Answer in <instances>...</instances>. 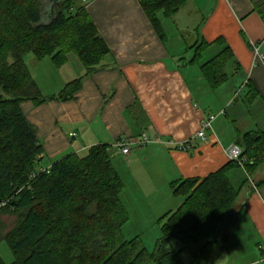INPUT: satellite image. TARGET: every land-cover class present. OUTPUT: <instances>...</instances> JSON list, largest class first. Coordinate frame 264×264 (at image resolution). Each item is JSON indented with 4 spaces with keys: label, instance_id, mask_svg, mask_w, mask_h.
<instances>
[{
    "label": "crops",
    "instance_id": "0c3cea01",
    "mask_svg": "<svg viewBox=\"0 0 264 264\" xmlns=\"http://www.w3.org/2000/svg\"><path fill=\"white\" fill-rule=\"evenodd\" d=\"M261 1L190 0L184 8L198 21L193 23L197 27L191 33L196 35L189 46L184 32L190 30L185 25L180 32L176 25L184 8L172 24L160 15L167 35L162 41L137 0H84L110 53L87 76L80 60L68 57L65 65H72L71 74L80 77L71 81L67 77L59 93L68 83L83 79L74 100H55L40 107L30 102L22 105L44 148L40 167L49 168L69 155H86L94 146H114L146 133L151 140L148 146H134L129 156L115 148L112 153L130 165L139 160L143 164L136 165L132 185H125L121 194L130 216L125 237L136 228V237L143 239L161 216L182 204L170 188L172 183L204 179L217 172L229 164L226 150L236 144L239 133L264 131V61L256 57L252 46L256 44L264 54V15L255 10ZM174 23L176 28H172ZM220 38L234 58L228 64L230 71L226 68L228 82L212 91L200 68L223 48L210 47L198 65L189 61L198 42L212 44ZM64 66L60 71H68ZM210 115L216 119L207 140L195 139L189 152L177 150L175 145L192 140ZM46 159L50 164L44 166ZM257 170L251 183L241 168L228 173L241 192L239 212L228 227V247L213 250L208 263L264 264V169Z\"/></svg>",
    "mask_w": 264,
    "mask_h": 264
},
{
    "label": "trees",
    "instance_id": "16d2710c",
    "mask_svg": "<svg viewBox=\"0 0 264 264\" xmlns=\"http://www.w3.org/2000/svg\"><path fill=\"white\" fill-rule=\"evenodd\" d=\"M137 1L165 41L160 15L173 19L190 0ZM255 10L264 15V0ZM213 45L223 49L200 70L216 91L228 82L226 68L234 58L226 41L201 40L189 64L198 65ZM109 53L83 0H0V205L6 204L0 214L18 215L16 226L0 240L12 250V264H184L180 252L171 249L173 240L183 249L199 247L197 257L203 259L211 257L214 245L221 251L230 241L228 227L238 216L241 194L228 178L239 168L233 162L204 179L170 185L183 201L158 220L161 237L154 251L141 237H125L130 216L121 201L125 185L112 162L114 146H94L84 156L54 163L49 173L38 172L44 148L22 104L72 101L83 79L68 83L57 96L44 97L26 57L50 58L61 68L73 54L87 76ZM236 145L249 160V175L264 166V131L239 133ZM0 264L6 263L0 259Z\"/></svg>",
    "mask_w": 264,
    "mask_h": 264
},
{
    "label": "rangeland",
    "instance_id": "374dc122",
    "mask_svg": "<svg viewBox=\"0 0 264 264\" xmlns=\"http://www.w3.org/2000/svg\"><path fill=\"white\" fill-rule=\"evenodd\" d=\"M83 4H84V0H83ZM195 20L198 21V18L196 17L195 14L193 13L190 14L188 7L184 8L181 16H178L176 19V25L180 32H181V28L185 25L188 27V30H190V31L187 30L188 32L185 31L186 33L184 32L185 40L188 41L189 46L191 45L190 41L194 38V35H196V33H193V34L191 33L195 30V27H197L196 25L193 24L195 23ZM168 22L172 24L174 21L172 19H169ZM172 28H176L175 23L173 24ZM170 32H172V30ZM207 54L205 55V58ZM69 56L72 58L75 57V55L73 54ZM25 60H26V64L28 68L30 69L35 81L37 82V84H39L38 86L40 87L42 94L45 97L50 96L52 94L53 95L58 94L60 91L59 90L60 86L62 87L63 83H66L67 81H69V80L67 81L65 80L67 77H68L67 79H70V81L74 79L73 77H76V78L80 77L78 74H75V73L71 74V72L73 71L72 65L64 66V68H66V70L68 71H60L59 68H56L53 65L50 58H46L43 61H38L32 54H30L26 57ZM228 71H230L229 66L227 68V72ZM51 102L52 101H48V104H51ZM24 113L27 118L28 114L25 111V109H24ZM112 153H114V150L112 151ZM83 155L84 154H81V156ZM112 162L116 170L119 172L124 182V185H127L128 187H130L133 183L132 181L133 175L136 176L137 174V173L133 174L137 172L136 165H139V166L142 165L143 167V164L141 163L140 160L139 162H136L135 164L130 165L123 156H119V157L117 156L115 158L113 157ZM49 164L46 159L44 161V166L49 165ZM263 169H264V166L261 165L258 167L257 172L261 173ZM255 179H256V175L251 174L249 175L248 181L251 183V181H255ZM17 216L18 215H13L12 213L6 214V212H3L0 214V236L1 237L4 236L6 233H8L10 230H12L16 226ZM163 216H161L160 218H162ZM132 229H133L132 233L127 234V238H126L127 240H131L135 238L136 235H138L139 233L136 228H132ZM160 237H161V231H160L158 224L151 226L149 227V229L146 230L143 240L148 250L154 251L155 245ZM183 248L184 246L178 241L173 240L171 242V249L177 253L180 252V258L184 264H210L208 263L207 259L197 257V255L199 254V247H187L186 249H183ZM213 250L217 251L218 247L214 245ZM0 259L4 261L6 264H12L15 260L12 250L10 249L8 244L5 241H1V240H0Z\"/></svg>",
    "mask_w": 264,
    "mask_h": 264
},
{
    "label": "built area",
    "instance_id": "2783aa9c",
    "mask_svg": "<svg viewBox=\"0 0 264 264\" xmlns=\"http://www.w3.org/2000/svg\"><path fill=\"white\" fill-rule=\"evenodd\" d=\"M253 49L256 54V57L264 61V54L260 53V48L256 44H253ZM216 116L210 115L208 118H206L202 122V128L198 132V134L190 141L176 144V149L182 152H189L193 148V141L195 139H199L200 141L204 142L207 140V132L213 130V122L215 121ZM71 137H76V134H71ZM151 143L150 138L146 133H143L141 136H139L136 140H130V139H123L117 142L114 145V148L119 150L123 156H129L131 153V150L134 146H138V148H143L148 146V144ZM171 145H174V142L170 143ZM227 157L230 162H233L239 166V168L246 171V165L248 164L249 160L247 157L244 156L243 150L236 144L230 145L226 150ZM39 173H49L50 169L41 168L38 171ZM35 174L33 177H36ZM6 204H1L0 209L5 207Z\"/></svg>",
    "mask_w": 264,
    "mask_h": 264
}]
</instances>
